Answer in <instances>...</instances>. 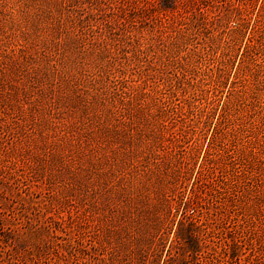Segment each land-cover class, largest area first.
Wrapping results in <instances>:
<instances>
[{
	"label": "rangeland",
	"instance_id": "rangeland-1",
	"mask_svg": "<svg viewBox=\"0 0 264 264\" xmlns=\"http://www.w3.org/2000/svg\"><path fill=\"white\" fill-rule=\"evenodd\" d=\"M188 194L218 252L264 254V0H0V239L21 264H89L77 238L136 264ZM170 243L168 264H218Z\"/></svg>",
	"mask_w": 264,
	"mask_h": 264
},
{
	"label": "trees",
	"instance_id": "trees-1",
	"mask_svg": "<svg viewBox=\"0 0 264 264\" xmlns=\"http://www.w3.org/2000/svg\"><path fill=\"white\" fill-rule=\"evenodd\" d=\"M238 24L239 22L236 21L237 26ZM240 58H243V53ZM228 75H230V73H228ZM162 125L164 129L171 131V125H169L165 119H163ZM169 140L170 142L179 141L177 135L172 134V132L170 133ZM200 173L201 168L199 167L193 184L198 181L197 177L199 178ZM222 183L226 184L227 181H223L222 179ZM199 207L200 204L196 197L193 194H188L183 199V203L175 207V211L169 208L167 215V211L164 214L158 213L157 230L147 238V246L136 264H168L169 257L167 258V256L170 255V248L167 250L166 257H162V253L168 241H171L170 244H172L179 238H183L186 243L185 250L187 251V255L196 256L203 261L210 259V262H217L218 264H255L257 261V263L263 264V253L259 252L260 254H255L251 262L249 258L252 254H250L249 251H243V253L241 252L242 254H240L238 251L239 249H237L236 246H231L229 241H227L229 242V248L218 252L215 241L213 240L216 228L209 226L204 221ZM161 211H163V209H161ZM174 224H177L176 228H173ZM171 232L174 233V237L172 238H170ZM238 238H240V235ZM239 240L240 239H238V241ZM11 245L14 244L0 239V264H21V262H23L20 258L18 249L15 246L11 247ZM92 245H94V243H92L91 239L85 243L80 238H77L74 244L78 252L85 258L90 259L89 264H98L100 263L99 256L95 253V250H93L94 248ZM156 248L157 255L154 257L153 252ZM152 250L153 252H151ZM260 250H264V241H261ZM124 264L133 263L131 261H126Z\"/></svg>",
	"mask_w": 264,
	"mask_h": 264
}]
</instances>
